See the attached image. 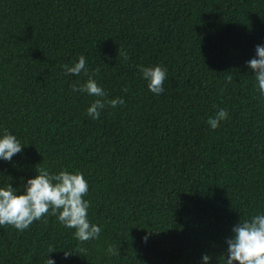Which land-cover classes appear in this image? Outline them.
Listing matches in <instances>:
<instances>
[{
    "label": "trees",
    "instance_id": "16d2710c",
    "mask_svg": "<svg viewBox=\"0 0 264 264\" xmlns=\"http://www.w3.org/2000/svg\"><path fill=\"white\" fill-rule=\"evenodd\" d=\"M0 264H264V0H0Z\"/></svg>",
    "mask_w": 264,
    "mask_h": 264
}]
</instances>
